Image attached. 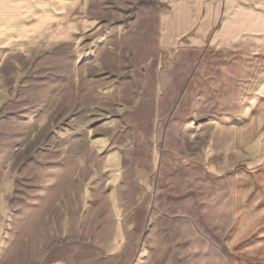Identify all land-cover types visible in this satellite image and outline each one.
<instances>
[{
  "label": "rangeland",
  "instance_id": "obj_1",
  "mask_svg": "<svg viewBox=\"0 0 264 264\" xmlns=\"http://www.w3.org/2000/svg\"><path fill=\"white\" fill-rule=\"evenodd\" d=\"M158 11L78 0L67 20H0V264H231L247 249L229 243L232 128L259 113L264 53L161 47Z\"/></svg>",
  "mask_w": 264,
  "mask_h": 264
},
{
  "label": "crops",
  "instance_id": "obj_2",
  "mask_svg": "<svg viewBox=\"0 0 264 264\" xmlns=\"http://www.w3.org/2000/svg\"><path fill=\"white\" fill-rule=\"evenodd\" d=\"M159 6V44L171 48L213 51L247 50L264 53V0H155ZM78 0H0V20H67ZM24 9L23 15L18 10ZM244 48V49H243ZM259 113L245 110L233 125L235 167L231 171V264H264V242L246 239L264 233V95ZM237 120V116H233ZM262 138V145L252 143ZM261 157V160L256 161ZM243 165V166H242ZM261 166L259 173H254ZM259 169V170H260ZM254 171V172H253ZM260 177V183L256 179ZM256 245V246H253ZM235 255V256H234Z\"/></svg>",
  "mask_w": 264,
  "mask_h": 264
}]
</instances>
